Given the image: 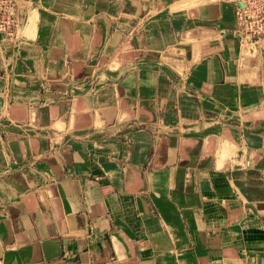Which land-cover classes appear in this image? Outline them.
I'll list each match as a JSON object with an SVG mask.
<instances>
[{
    "label": "rangeland",
    "instance_id": "rangeland-1",
    "mask_svg": "<svg viewBox=\"0 0 264 264\" xmlns=\"http://www.w3.org/2000/svg\"><path fill=\"white\" fill-rule=\"evenodd\" d=\"M260 1L247 13L264 16ZM236 2L70 0L71 18L30 17L26 38L0 39V142L25 133L46 164L71 151L141 167L169 154L172 194L217 170L264 220V30ZM216 3L228 21L209 20Z\"/></svg>",
    "mask_w": 264,
    "mask_h": 264
},
{
    "label": "crops",
    "instance_id": "crops-1",
    "mask_svg": "<svg viewBox=\"0 0 264 264\" xmlns=\"http://www.w3.org/2000/svg\"><path fill=\"white\" fill-rule=\"evenodd\" d=\"M69 2L17 0L14 34L0 39L26 38L34 15L71 18ZM199 7L186 13L201 27ZM223 10L229 6L212 5L209 20L228 21ZM3 141L0 264H264V220L217 170L198 168L172 194L160 166L169 154H150L141 167L134 159L89 164L71 151L68 161L59 154L46 164L37 146L28 150L25 133Z\"/></svg>",
    "mask_w": 264,
    "mask_h": 264
},
{
    "label": "built area",
    "instance_id": "built-area-1",
    "mask_svg": "<svg viewBox=\"0 0 264 264\" xmlns=\"http://www.w3.org/2000/svg\"><path fill=\"white\" fill-rule=\"evenodd\" d=\"M238 2L241 1L242 7H236V11L238 13V17L240 19L241 17V12L243 13L244 17V22L248 24L250 31L252 30V27L254 26L257 27L258 29H263L264 30V16L260 17V14H248L247 11L253 12V9L256 7H260L262 5L261 3H258V0H235ZM261 2V1H260ZM258 3V5H257ZM16 6H17V0H0V34H6L10 35L16 28L17 26V14H16ZM237 6V5H236ZM261 13V12H260ZM242 17V18H243ZM250 17V18H249ZM241 18V20H242ZM242 30L245 31L246 34V29L241 28ZM250 35V34H249ZM253 38H259V35L253 36Z\"/></svg>",
    "mask_w": 264,
    "mask_h": 264
},
{
    "label": "water",
    "instance_id": "water-1",
    "mask_svg": "<svg viewBox=\"0 0 264 264\" xmlns=\"http://www.w3.org/2000/svg\"><path fill=\"white\" fill-rule=\"evenodd\" d=\"M239 3H240V5H242L241 2H239Z\"/></svg>",
    "mask_w": 264,
    "mask_h": 264
}]
</instances>
